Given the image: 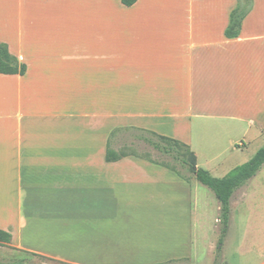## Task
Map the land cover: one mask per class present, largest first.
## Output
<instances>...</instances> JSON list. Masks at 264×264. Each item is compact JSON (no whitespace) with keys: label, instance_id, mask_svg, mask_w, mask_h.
Masks as SVG:
<instances>
[{"label":"crops","instance_id":"0c3cea01","mask_svg":"<svg viewBox=\"0 0 264 264\" xmlns=\"http://www.w3.org/2000/svg\"><path fill=\"white\" fill-rule=\"evenodd\" d=\"M237 7L0 0V43L27 68L0 74V230L12 247L70 264H174L199 256L198 233L207 251L218 245L220 204L199 194L196 174L116 142L120 132L178 141L197 170L195 130L205 139L218 128L229 151L232 133L249 143L264 136V0L228 38ZM220 158L203 170L213 176ZM247 188L231 199L225 249ZM213 211L215 231L202 224Z\"/></svg>","mask_w":264,"mask_h":264},{"label":"rangeland","instance_id":"374dc122","mask_svg":"<svg viewBox=\"0 0 264 264\" xmlns=\"http://www.w3.org/2000/svg\"><path fill=\"white\" fill-rule=\"evenodd\" d=\"M141 136L136 133L120 132L117 136L119 151L127 154H137L143 157L152 158L155 161L169 165L170 167L179 170L182 174L188 175L189 168L181 164L179 160L175 159V155L185 156L189 159L185 150H182L173 143H168L155 137L152 134L142 133L141 137H149L151 141L158 143L161 147L169 149L172 154H165L155 151L145 142L140 143L138 139ZM199 130L194 131V148L199 152L200 166L203 169L212 167L215 163L214 158L219 157L218 161L225 160L224 164L218 166L213 170V176L217 178L228 175L235 168L249 162L255 156L258 150L264 146V136L262 138L248 142L240 134H231L229 137L237 144L235 147L228 148V140L225 139V134L220 133L219 129L209 131L205 139H202ZM224 137V139H219ZM252 138V137H251ZM133 139V142L131 141ZM137 139V142H134ZM219 141L216 142V140ZM239 143H245V148L238 147ZM207 146V147H206ZM235 153H233V151ZM236 149V150H234ZM229 161V162H228ZM209 162V163H208ZM199 194L213 196V192L207 187L201 185L198 181ZM247 197L241 203L240 207L232 210L233 217H231V224L233 229L229 234V241L225 247L222 246L221 252L218 251V245L213 250L207 251L205 249L202 235H196V242L193 244L197 248L193 253H199L198 257L189 259H182L174 264H264V165L261 170L253 177L247 184ZM243 186V187H245ZM241 187V188H243ZM240 188V189H241ZM239 190V189H238ZM239 196H236V202ZM217 212H212L208 217L202 219V224L205 229L216 228ZM199 221L201 218L199 217ZM220 227V224H217ZM200 232V230H198ZM215 235L213 234V237ZM219 237V235H218ZM218 237L216 241H218ZM215 238V237H214ZM190 247H184L181 253H188ZM0 264H70L60 259H53L40 254L29 253L12 246H0Z\"/></svg>","mask_w":264,"mask_h":264},{"label":"trees","instance_id":"16d2710c","mask_svg":"<svg viewBox=\"0 0 264 264\" xmlns=\"http://www.w3.org/2000/svg\"><path fill=\"white\" fill-rule=\"evenodd\" d=\"M137 1L138 0H121L122 4L126 7L135 5ZM252 2L253 0H238V7L232 12L231 23L226 31V36L228 38L237 36L239 28L241 26V21L251 10ZM26 69L27 68L24 64H21L16 57L11 55L8 46L6 44L0 43V74L24 75ZM158 138L168 143H173L182 150L186 151L189 159H186L185 156H182L180 154L174 156L169 149L163 148L161 147V145L151 140L148 141L149 144L156 150L165 154H171L175 157L176 160H179L181 164L186 165L192 173L196 174L197 180L202 185L210 189L218 200L220 204V238L217 249L221 252L222 246L224 244V239L226 237L230 224L231 199L235 192L241 187L245 186V184H247L253 177H255L263 167L264 147L261 148L249 162L235 168L223 178H216L203 169H194L196 167V157L187 146L166 137ZM118 159V156H112L110 155V153L107 156V160L109 162L116 161ZM11 243V233L0 230V246H11Z\"/></svg>","mask_w":264,"mask_h":264}]
</instances>
